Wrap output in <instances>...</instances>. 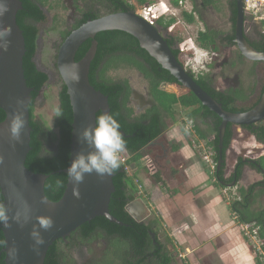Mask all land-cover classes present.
<instances>
[{
  "label": "trees",
  "instance_id": "obj_1",
  "mask_svg": "<svg viewBox=\"0 0 264 264\" xmlns=\"http://www.w3.org/2000/svg\"><path fill=\"white\" fill-rule=\"evenodd\" d=\"M22 4V11L17 13L16 23L23 33L25 42V56L23 58V71L26 85L33 89L31 94L32 100L28 107L30 113V127H31V151L27 155L25 167L28 171L34 174H41L48 176L45 185L44 193L48 200L57 202L62 197L67 177L63 174V170L69 164V150L71 138V124L72 111L66 94V88L62 81L60 91L58 94V108L55 117V128L58 133L53 137L51 130L43 123L37 120L33 114L34 106L37 99L38 92L46 87L49 81V76L39 70L35 64L34 58L37 52L36 40L38 38L37 23H43V12L31 0H20ZM139 3L144 7L151 6L145 0H139ZM129 9H132L129 7ZM53 22L58 21L53 17ZM188 22H192L191 17H187ZM161 23L167 29L168 35L173 39L177 32H170L172 22L165 21L163 16H159L155 20V24ZM56 26L51 30H56ZM59 43L56 44V55L58 48L62 42L69 35L66 30H59ZM97 42V51L90 65L89 82L90 85L97 91L101 92L108 99L110 114L118 121L120 127L119 131L124 133L126 142V153L131 156L129 165L131 172L134 173L135 168H139V160L144 154V151L167 129L166 121H175L174 107L179 106L186 111L187 119H192L195 122V133L202 141H208L209 138L213 140L208 143L213 151V160L217 164L218 153V127L220 119L208 109L203 107L195 96L188 90L176 82L170 74L162 70L157 63L149 57V55L139 48L138 42L126 33L119 31L103 32L95 36ZM169 46H172L168 42ZM91 41L88 40L83 43L75 56V61H80L90 48ZM137 48V49H136ZM136 49V50H135ZM172 53L181 62V54L179 49H172ZM188 57L190 52H184ZM145 61L150 71H147L139 64L136 57ZM180 56V57H179ZM56 63V56L54 58V69ZM122 67H129L142 72L145 78L150 83V95L155 101V107L148 109L139 117H133L132 110L128 107L129 101V87L127 81H113L107 77V74L112 70L121 69ZM57 71V70H56ZM190 76L196 81L197 85L205 91L213 100L222 105L224 111L229 113H242L244 110L233 108V98L231 96H223L214 92L207 84V82L199 77L198 80L192 74ZM60 79V78H59ZM173 85L177 90L182 89L183 94L177 96L173 93H167L160 90V84ZM100 114H97V116ZM96 116V118H97ZM5 115L0 110V123L4 120ZM227 127L223 140V159L228 147L232 141V132ZM257 141L264 142V129L257 133ZM245 162L241 158L238 159L235 174L229 180V183L242 177V171ZM259 166L257 168L256 166ZM264 156H261L255 161L252 167L262 175L263 179L260 182L251 184L246 189L240 188V198L229 203V209L235 221L239 225H251L256 227L257 239L260 242L261 250L264 252V207L255 209V205L263 199L264 201ZM155 184L162 182L160 173L150 177ZM214 179L216 184L224 181L223 167L217 172L214 171ZM133 178L119 167L114 171L113 185L114 193L111 196L109 203V214L118 220L123 226H117L109 223L104 218H96L90 223H86L79 227L70 236L77 238L82 245H85L93 236H98L103 239L106 248L103 251V260L98 264H172L176 263L175 255L169 252L168 245L170 241L166 239L163 245L159 244L161 249L157 250L152 247V240L150 234L159 235L160 223L157 220H149L144 226L137 223L126 212L125 207L127 202L134 201L138 197V191L133 183ZM226 182V181H224ZM3 199L0 193V204ZM152 226L157 229L152 230ZM161 232H164L163 230ZM68 239V238H67ZM89 242V241H88ZM64 242L57 240L48 250L44 264H71L72 260H68V256L62 247ZM4 247L3 234L0 228V264H4V255L1 250ZM150 247V249H148ZM149 250H156L155 259L144 256ZM255 264H263L260 257H255Z\"/></svg>",
  "mask_w": 264,
  "mask_h": 264
},
{
  "label": "water",
  "instance_id": "obj_2",
  "mask_svg": "<svg viewBox=\"0 0 264 264\" xmlns=\"http://www.w3.org/2000/svg\"><path fill=\"white\" fill-rule=\"evenodd\" d=\"M238 12L236 18L235 43L240 54L250 61L264 60V56L256 53L246 42L243 31V5L242 0H236ZM9 11L0 17V24L11 28V35L6 38V50L0 48V110L5 118L0 123V193L10 217L19 214L20 222L10 220L11 226L3 228L0 225L4 247V264H44L49 248L57 241L66 239L79 227L90 223L96 218H104L111 224L123 226L109 214V203L114 193L113 177L98 176L95 172L86 174L79 185L78 194L74 195V185L69 180L66 170L63 174L67 177L64 193L59 201L48 200L44 193V185L48 176L34 174L25 167L27 155L31 151L30 113L28 110L32 100L33 89L28 88L24 78L23 58L25 56V42L23 33L16 23L17 13L22 11L20 0H7ZM119 31L134 38L139 48L145 51L159 67L168 72L182 89L191 92L200 104L215 114L220 119L218 127V161L216 170L219 172L225 167L223 159V140L228 125L251 128L264 121V92L258 104L245 113H229L223 110L222 105L213 100L203 91L184 70L172 54L167 42L159 32L134 11L113 13L104 17L89 20L73 30L58 48L55 67L60 80L66 88L72 111L71 138L69 150L70 166L75 155L80 151L85 154L91 149L80 143L78 133L86 126L95 125L97 114L108 113L110 108L108 99L101 92L95 90L89 82L90 65L97 51L95 36L103 32ZM90 40V48L85 56L78 62L75 61L79 47ZM62 65L78 66L80 80L78 83L71 81L70 75H61ZM44 89V88H43ZM38 92L37 98L43 93ZM133 96V95H132ZM23 100V106L17 100ZM130 101H134L131 97ZM134 103V102H133ZM135 104V103H134ZM154 101L150 100L153 107ZM138 111L137 105L135 104ZM23 112L25 127L22 130L19 142L10 138L9 123L14 111ZM139 112V111H138ZM124 137V133L121 132ZM264 144V143H261ZM245 162V161H244ZM247 164L255 165L254 161ZM259 168V166H256ZM236 180L228 185L235 187ZM126 212L136 222H142L146 217V209L140 199L129 201L125 207ZM51 217L53 226L45 231L40 229L43 244L37 246L30 233L34 226L39 227L37 217Z\"/></svg>",
  "mask_w": 264,
  "mask_h": 264
},
{
  "label": "rangeland",
  "instance_id": "obj_3",
  "mask_svg": "<svg viewBox=\"0 0 264 264\" xmlns=\"http://www.w3.org/2000/svg\"><path fill=\"white\" fill-rule=\"evenodd\" d=\"M154 6L161 14L164 16V20L167 21L169 19H174L176 23V28L179 30V34L177 36L179 45L182 49L190 51L191 56L190 59L186 60V66L189 70L194 72V74L201 75L206 72L205 64L209 62L206 57L205 50L200 47L195 41L196 31L201 27L200 24L196 23L194 25L186 24L183 21L181 12L182 8L174 6V8L170 9L169 2L171 0H146ZM128 3L134 4L137 12L142 13L141 6L135 2V0H127ZM253 4L256 9L252 11L253 17H262L264 16V0H253ZM188 5V4H187ZM254 7V8H255ZM50 12V15H44V26H41L38 29V42H37V52L35 55V64L37 68L43 72H45L49 76V81L46 87L43 89V93H41L40 97L36 101L34 106V116L37 120L43 123L46 127H48L53 137L57 136V129L55 128V117L57 114L58 108V94L61 87V82L58 76L57 71L54 69V58L56 56V44L59 43V35L57 30L50 31L52 27L58 25L61 26V23L64 25L65 22L51 21L54 17V14ZM263 27V26H262ZM264 28V27H263ZM244 69H248V65L245 64ZM107 77L113 81H128L129 84L132 85L134 92L143 93V87L146 86L142 79L136 74V72L128 70V69H117L112 70L107 74ZM252 79L249 78L248 75L245 74L244 78V87L245 89L251 85ZM175 90V89H174ZM168 91L172 92V89H168ZM248 92V91H247ZM175 94L180 96L183 94L182 89L175 90ZM239 94V92H238ZM128 107L132 110L133 117H139L141 114L136 109L135 104L131 101ZM174 115L175 120L180 121L181 117L183 118L185 115V110H182L179 106L174 107ZM168 127L174 125L175 121L168 120L166 121ZM170 139L162 136L160 139L156 140L155 143L158 145L155 148H151L150 146L144 151V154H147L151 157H157V162L155 161V165L159 173H161L163 182L165 187L163 190L155 189V187H150V185H143L144 182H137L133 180V183L136 186V190L141 196V201L145 203L148 210V219L147 220H157L160 223V227L167 234V238L170 240V245L174 250V255L177 264H255V257L260 256V243H258L257 238L254 239L252 236H244V232L242 230V225L239 224H229V227H225L226 230L222 233L224 234V238L217 242V244L209 243L206 241L204 237H200L198 239L200 245L197 246L194 244L193 239H195L197 235V229L201 231L203 229L204 224H189L191 221V214L193 213V208H190L189 204H180L178 203L182 201L184 203L189 195L181 192L182 189L178 190V194L173 199H166L165 203L168 206L173 207L176 211L181 209L183 212L178 213L179 220L176 221L175 224H170L169 219L164 220L163 216L159 212V206L167 198L168 189L172 190V185L175 188V182L177 181L176 173H174V169L179 165H176L172 162V156L175 152L172 151L171 146L174 144L169 143ZM230 149L227 152V171L226 175H228L237 158L242 157L244 159L256 160L261 156H264V146L258 143L255 139H253L250 135H247L245 132L237 129L236 134L233 135L232 141L230 144ZM165 152V157H160V155ZM201 160H202V155ZM161 160H160V159ZM158 165L164 167L162 170ZM172 165V166H171ZM141 166V165H140ZM186 166V165H183ZM159 167V168H158ZM264 167V165H263ZM183 171V169H181ZM203 170L206 172L209 177V186L207 190L210 192H214V197L218 196L221 198V201L229 204L230 202L239 199V189L246 188L247 185L254 184L262 180V176L257 174L255 171L250 170L248 167L244 168V177L239 185L233 188H220L214 186L216 183L214 179V174L209 172L206 165H204ZM164 171V172H163ZM132 172H130L131 174ZM129 174V175H130ZM182 179L185 177L181 175ZM161 184V183H160ZM159 185V184H158ZM140 186V187H139ZM177 187V184H176ZM167 189V194L166 190ZM217 191L218 193H215ZM172 197V196H171ZM170 197V198H171ZM196 198V197H195ZM194 198V199H195ZM212 200V199H211ZM198 204H201L198 202ZM163 205V203H162ZM183 207V208H182ZM196 207V206H194ZM198 207V206H197ZM260 207H264V201L261 199L258 204L255 205V209ZM175 211V212H176ZM228 212V209H227ZM227 214V213H226ZM231 225V226H230ZM187 226V229L184 228ZM181 235L178 237L177 233ZM254 231L257 232L256 227H252ZM199 234V233H198ZM207 235V234H206ZM201 236V234H199ZM213 235H210V238ZM178 237V239H177ZM220 239V237H219ZM202 241H204L202 243ZM222 243V244H221ZM221 244V245H220ZM263 251V250H261ZM75 258L70 255L68 260L71 259V264H84L83 259L80 256H76Z\"/></svg>",
  "mask_w": 264,
  "mask_h": 264
},
{
  "label": "flooded vegetation",
  "instance_id": "obj_4",
  "mask_svg": "<svg viewBox=\"0 0 264 264\" xmlns=\"http://www.w3.org/2000/svg\"><path fill=\"white\" fill-rule=\"evenodd\" d=\"M39 9L43 12V15H50V12L54 14V17L58 20V22H65L61 26L56 25V30H66L69 34L80 27L82 24L89 20H95L101 17H104L113 13H120L125 11H134L137 16H139L138 10L136 9L134 4H130L127 0H31ZM146 1V0H145ZM141 8L143 6L139 3V0H135ZM170 9L174 8V6L182 8V18L186 24L194 25L196 23L200 24L201 27L196 31L195 41L197 44L202 47L206 52V57L209 62H206L205 68L206 72L204 74L195 75L194 72L189 70V74H192L196 80L199 77H202L208 84V86L216 93L223 96H231L233 98V108L244 110L245 113L252 108H254L258 102L260 101L263 92H264V60L260 61H250L244 58L235 43V30H236V18H237V2L236 0H171L169 2ZM188 4V5H187ZM151 5V4H150ZM178 5V6H177ZM243 5V23H242V31L243 36L247 42V44L258 54L264 56V28L253 21L251 15L245 9L244 0H242ZM132 8V9H129ZM154 7V6H153ZM155 8V7H154ZM155 10L159 12L156 8ZM52 14V15H53ZM160 15H162L159 12ZM187 17L192 18V22L187 21ZM51 21L53 20L50 19ZM168 21L172 22L173 31L177 32V36L179 34V30L176 28V23L174 19H169ZM44 22L37 23L35 26L40 29L41 26H44ZM159 34L163 37V39L167 42H170L172 46H169L171 49H178V38L174 36L173 39L168 35L167 29L161 23H157L153 26ZM52 30V31H56ZM39 36V35H38ZM38 42V38L36 40V45ZM168 44V43H167ZM56 49V46H55ZM137 49V48H136ZM135 49V50H136ZM173 54V53H172ZM135 56V55H134ZM136 57V56H135ZM35 59V58H34ZM139 64L142 65L144 69L150 71L148 64L142 59L136 57ZM248 65V69H244V66ZM158 65V64H157ZM159 66V65H158ZM124 69H128L136 72L140 79L145 83L146 86L143 87V93L134 92L132 85L128 83L129 87V101L131 97L133 98V102L137 105L139 114L145 113L148 109H152L155 107V101L150 95V83L145 78V75L142 72H139L136 69L129 67H122ZM245 74L252 79V83L245 89L244 87V78ZM160 90H163L167 93L175 94L176 88L173 85H165L164 83L160 84ZM168 89H172L168 91ZM175 89V90H174ZM180 90V89H179ZM248 91V92H247ZM239 92V94H238ZM133 95V96H132ZM176 95V94H175ZM38 98L36 99V101ZM150 100L154 101L153 107L150 106ZM131 102V101H130ZM36 104V102L34 103ZM194 127L195 122L192 119ZM186 117V111L184 117L180 119V121L175 120L174 125L168 127L167 129L176 126L179 130H181V135L184 136L188 142H190L188 133L184 134L182 129L185 127L186 123L189 122ZM168 121V120H167ZM230 126V130L232 132V136L236 134L237 129L245 132L247 135H250L253 139L257 141V133H260L264 129V121L259 125H253L251 128L245 127H237L234 125ZM227 126V127H228ZM158 138L160 139L162 136L166 137L165 133ZM167 138V137H166ZM157 140V139H156ZM155 140V141H156ZM258 143H264L261 141H257ZM230 147V146H229ZM228 147L225 160L227 159V152L230 149ZM242 161H256L251 159H244L240 157ZM239 158L236 159L235 164L231 170V172L226 175L227 171V163L223 168V179L224 181L220 182L221 185L227 187L232 182L229 183V180L235 174L236 164ZM246 167H249L251 170L255 171L259 174L251 165L245 164ZM244 166V167H245ZM261 175V174H260ZM262 176V175H261ZM242 178V177H241ZM263 179V177H262ZM262 181V180H261ZM260 182V181H259ZM138 195V194H137ZM137 199L141 200V196L138 195ZM135 199V200H137ZM149 215L143 219L142 222H137L144 226H149L147 224V220ZM150 227V226H149ZM152 230L157 229L155 226L151 227ZM159 235L150 234L152 240L153 249L157 250L161 249L160 245H163L166 242L167 234L165 232H161L163 229L159 226ZM164 231V230H163ZM169 240V239H167ZM89 241V242H88ZM85 245H82L79 239L72 238L71 236L66 239V244H62L66 255L80 256L83 259L84 264H98L103 260V251L106 248V244L103 239L98 236H93L88 239ZM170 241V240H169ZM150 249V247H148ZM169 252L174 255V250L171 245H168ZM157 254L156 250H149L145 257L148 258V262L152 259H155ZM65 264V263H64ZM172 264H175L174 262Z\"/></svg>",
  "mask_w": 264,
  "mask_h": 264
},
{
  "label": "clouds",
  "instance_id": "obj_5",
  "mask_svg": "<svg viewBox=\"0 0 264 264\" xmlns=\"http://www.w3.org/2000/svg\"><path fill=\"white\" fill-rule=\"evenodd\" d=\"M7 0H0V17L9 11ZM11 35V28L4 27L0 24V48L6 50V38ZM61 75L68 73L71 81L78 83L80 80V73L78 66L62 65L60 69ZM23 100H17V104L23 106ZM59 113V109L57 110ZM191 121H189V125ZM25 127V119L22 111L16 110L12 114L9 123L10 138L13 141L19 142L22 130ZM118 121L108 113H102L97 116L95 125L86 126L78 133L80 143L88 146L90 151L86 154L84 151L77 153L72 160L70 166L66 170L69 180L74 185V195L78 194L79 185L83 182L86 174L95 172L98 176L104 177L111 175L115 170L121 166V154L126 151V142L119 131ZM184 134L189 132L188 127L182 129ZM169 138H181V130L173 126L169 131ZM187 148L184 146L182 151ZM2 163V158H0ZM14 219L17 223L20 222L19 214L15 217H10L8 210L4 204H0V225L3 228L11 226L10 220ZM39 227L33 228L30 233L35 245L43 244V238L40 234V229L45 231L53 226L51 217L39 216L37 217Z\"/></svg>",
  "mask_w": 264,
  "mask_h": 264
},
{
  "label": "crops",
  "instance_id": "obj_6",
  "mask_svg": "<svg viewBox=\"0 0 264 264\" xmlns=\"http://www.w3.org/2000/svg\"><path fill=\"white\" fill-rule=\"evenodd\" d=\"M170 129L166 130V133H165L167 139H170L169 138ZM168 141L169 143L174 144V146H171L172 151L175 152V154L172 156V162L175 163L176 165H179L177 168L174 169L175 170L174 173H176V178H177V181L175 182L177 184V187L175 184V188L172 185V190L168 189V196L167 198H165V200H163L162 202L163 205L162 203L160 204L158 208L159 212L163 216L164 220L169 219L168 222L170 224H175L176 221L180 219L178 216L179 211L180 213L183 211L181 209H179V211H176V209L178 208L174 209L173 207L168 206V204H166L165 201L166 199L175 198L178 194V190L182 189L183 191L181 192L189 195V198H187V200L184 203L180 201L178 205L189 204L190 208L195 209V210H192L193 213L190 216L191 221L189 224H196V222H198V224L199 223L204 224V227L203 229H201V231L197 229V235L195 239H193L194 244L196 245V247L200 245L198 241L200 237H204L206 241H208L209 239L208 241L209 243L217 244L219 240L221 241L224 238V234L222 233L226 230L225 227H229V224H238L230 212L229 204H226L225 202L221 201V198L218 196L214 197L215 196L213 194L214 192H210V190H207L209 186V177L207 176L206 172L203 170L204 163L201 160L199 150L191 146L190 142H188L187 139L182 135H181V138L179 139L172 138ZM155 142L156 141H154L150 145L151 148H155L158 145ZM185 145H187V148L184 151H182ZM262 145L264 146V144ZM160 157H165L164 151L160 155ZM151 158L153 159L154 163L155 161L157 162L158 160L157 157L156 158L151 157ZM183 165H186V166H183ZM158 166L162 170H164L163 169L164 167H161L160 165ZM244 168H246V166ZM244 168L242 171V178H240L239 181L236 180L235 187L239 185L240 182L243 180ZM181 169H183V171ZM157 173H159L158 170H157ZM181 175H183L185 179L184 178L182 179ZM129 176H131L137 182L139 181L144 182L143 183L144 186L150 185V187H153V188L155 187V189H158L160 186L159 190H163L165 187L163 179H162L161 184L159 185L153 183L152 179L148 176L146 170H144L142 166H140L139 168L136 167L134 173H131ZM160 176H161V173H160ZM250 185H247L246 188ZM214 186L220 187L222 189L228 188V187H224L220 183L219 184L215 183ZM165 190L167 194V189L165 188ZM215 193H218V192L215 191ZM198 202L201 204H198ZM143 204L146 209V217H147L149 212L144 202ZM227 209H228V212H227ZM185 229H187V226L184 228V230ZM181 230L182 228L178 230L180 231V234L179 232L177 233L178 237L181 235ZM198 233L201 234V236H199ZM210 235H213V236L210 238ZM203 242L204 241H202V243ZM197 250H198V247H197Z\"/></svg>",
  "mask_w": 264,
  "mask_h": 264
},
{
  "label": "built area",
  "instance_id": "obj_7",
  "mask_svg": "<svg viewBox=\"0 0 264 264\" xmlns=\"http://www.w3.org/2000/svg\"><path fill=\"white\" fill-rule=\"evenodd\" d=\"M257 1H259V0H257ZM244 3H245V5H244L245 9L251 15L253 21L257 22L258 24H260L261 26L264 27V16L253 17L252 11H254V9L257 8L253 4V0H244ZM159 16H160L159 12H157L153 6L142 8V13L139 14V17L142 18L145 22H147L151 26H154L155 20ZM173 27H174V25H172L169 30H171ZM170 32H173V29ZM176 36H177V34H176ZM178 49H179V52L181 54V62H182V64H180V63L179 64L183 67L184 70L189 71V69L187 68L185 63H186L187 59H190V57H188L186 54H184V52H190V51L182 49L180 45H178ZM185 127L189 128L188 137H189L191 146H193L195 149L199 150L200 154L202 155V162L204 163V165L207 166L209 172L211 171V173L214 174V171L217 167V164L213 160L212 148L208 145V143H210L213 140V138H209L208 141L200 140L198 138L197 134L195 133V129H194V125H193L192 121H191L190 125H189V122H187ZM130 159H131V156L128 155L126 153V151L121 154V166L120 167H122L123 171L126 172L128 175L130 174L131 168H132L129 165ZM139 164L144 168V170H146L149 177H152V176L157 174V167H156L153 159L149 155H147V154L143 155L139 160ZM138 195H140V194L138 193ZM252 227L253 226H251V225L245 224V225H242V230L245 234L244 236H246V237L252 236L254 239H256L257 238V232L254 231L252 229ZM258 243H260L259 240H258ZM259 253H260V256H259L260 260L264 264V252L260 250Z\"/></svg>",
  "mask_w": 264,
  "mask_h": 264
}]
</instances>
